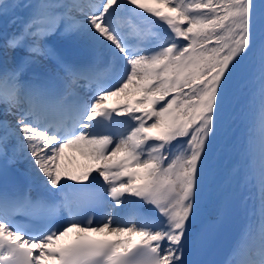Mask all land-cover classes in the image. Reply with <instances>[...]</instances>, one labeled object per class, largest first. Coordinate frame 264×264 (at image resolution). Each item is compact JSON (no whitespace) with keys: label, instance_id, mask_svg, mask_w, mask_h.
I'll return each instance as SVG.
<instances>
[{"label":"snow or ice","instance_id":"1","mask_svg":"<svg viewBox=\"0 0 264 264\" xmlns=\"http://www.w3.org/2000/svg\"><path fill=\"white\" fill-rule=\"evenodd\" d=\"M20 8L28 17L7 39L0 68V160L25 164L61 199L0 188V264H191L221 175L217 136L230 127L246 61L254 62L258 112L240 182L256 219L224 264H264V0H0V16L14 23ZM82 45L107 57L103 68L72 58ZM42 59L52 66L25 79ZM121 94L129 99L109 107ZM66 148L95 167L62 172ZM240 171L234 165L229 181ZM61 209L66 220L57 219ZM105 232L114 238L89 235Z\"/></svg>","mask_w":264,"mask_h":264},{"label":"bare ground","instance_id":"2","mask_svg":"<svg viewBox=\"0 0 264 264\" xmlns=\"http://www.w3.org/2000/svg\"><path fill=\"white\" fill-rule=\"evenodd\" d=\"M34 1V0H33ZM19 3L26 4L32 3V0H18ZM28 17L27 9H17L15 13V23L12 16H0V63L5 62V45L7 39L11 38L14 34L18 33L23 21ZM65 52L69 51L67 45L63 49ZM72 58L79 56H86L87 54H93L90 48L86 45L75 47L71 50ZM17 54L8 53V64L13 66V57ZM52 66V62L48 60H41L40 64L32 65L26 73L33 75L34 68L47 69ZM255 69L253 61H246L244 65V71L237 76L236 86L234 88L235 102V114L232 120L229 121L230 127L227 130L222 129L217 136L215 144V154L219 157L218 160H214V163L220 169V179L215 186L214 190L210 193L205 207L203 209L200 220L197 224V229L202 230L208 227L210 224H214L217 221L221 211H224V216L228 213L231 217V222L225 233V243L222 250L219 264H224L226 258L229 257L234 244L240 237L241 231L250 222L256 219L252 215L253 206L256 203L254 199L247 200V203H242L248 197V188L244 187L240 182L241 177L245 171V159L244 151L247 146L250 130H254L256 127L258 106L252 103V93L258 87V84L254 81ZM128 97H124L121 94L120 97H112L108 101V106H116L123 103ZM130 99H135L131 97ZM252 135H257L255 131L251 132ZM19 166L24 168L27 172L26 165L18 163ZM234 165H238L241 169L240 176L231 179L229 181V172ZM95 167L93 161L80 155L79 152H75L72 149H65L61 158L62 172L71 175H79L84 171H88ZM28 173V172H27ZM29 174V173H28ZM93 175L95 173L93 172ZM34 186H41L31 175ZM69 183H75L69 181ZM59 200L61 199L57 196ZM89 235L94 238H107L113 239L114 237L105 233H90ZM76 237L75 231L69 234L68 237L63 238L61 243H71ZM191 247L188 253V260L190 259Z\"/></svg>","mask_w":264,"mask_h":264},{"label":"rangeland","instance_id":"3","mask_svg":"<svg viewBox=\"0 0 264 264\" xmlns=\"http://www.w3.org/2000/svg\"><path fill=\"white\" fill-rule=\"evenodd\" d=\"M38 2V0H32V3L34 4V3H37ZM0 107H2V106H0ZM5 117L3 116V114L2 113H0V119H4ZM7 119H9V120H13L14 118L13 117H11V116H9V117H7Z\"/></svg>","mask_w":264,"mask_h":264}]
</instances>
